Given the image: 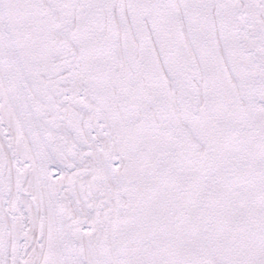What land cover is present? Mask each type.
<instances>
[{
    "label": "snow or ice",
    "instance_id": "1",
    "mask_svg": "<svg viewBox=\"0 0 264 264\" xmlns=\"http://www.w3.org/2000/svg\"><path fill=\"white\" fill-rule=\"evenodd\" d=\"M0 264H264V0H0Z\"/></svg>",
    "mask_w": 264,
    "mask_h": 264
}]
</instances>
